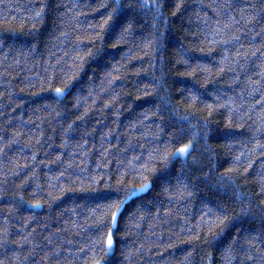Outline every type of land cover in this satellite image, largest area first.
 I'll return each mask as SVG.
<instances>
[{"label": "trees", "instance_id": "trees-1", "mask_svg": "<svg viewBox=\"0 0 264 264\" xmlns=\"http://www.w3.org/2000/svg\"><path fill=\"white\" fill-rule=\"evenodd\" d=\"M97 261L264 264V0H0V264Z\"/></svg>", "mask_w": 264, "mask_h": 264}, {"label": "snow or ice", "instance_id": "snow-or-ice-1", "mask_svg": "<svg viewBox=\"0 0 264 264\" xmlns=\"http://www.w3.org/2000/svg\"><path fill=\"white\" fill-rule=\"evenodd\" d=\"M56 92L58 94H61L63 92V89H56ZM190 149V144L189 145H185L184 147H181L177 150L176 153H174L173 155H179V154H184L187 153ZM150 187L149 183H145L143 185H141L139 188H135V189H128L127 191V195L124 196L123 199H120L118 201H114L112 204L109 205L110 208H114L115 210L111 213V222L113 224V226H115L118 222L119 219V215L122 211L123 205L128 202L129 200H131L132 198H134L139 192H143L145 190H147ZM105 199H107L108 197L105 196ZM36 207H38L39 205H35ZM107 250L111 251L112 247H113V234L111 229L108 232L107 235ZM96 264H101L100 261H97Z\"/></svg>", "mask_w": 264, "mask_h": 264}]
</instances>
